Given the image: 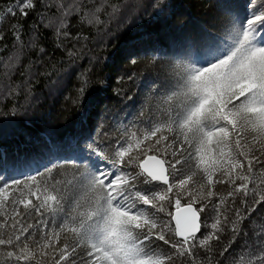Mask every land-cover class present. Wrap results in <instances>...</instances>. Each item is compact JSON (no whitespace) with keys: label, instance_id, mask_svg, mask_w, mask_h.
<instances>
[{"label":"snow or ice","instance_id":"obj_1","mask_svg":"<svg viewBox=\"0 0 264 264\" xmlns=\"http://www.w3.org/2000/svg\"><path fill=\"white\" fill-rule=\"evenodd\" d=\"M147 7L165 40L142 31L117 52L127 63L111 92L122 102L131 100L123 85L137 79L140 51L150 70L139 110L109 125L108 106L94 96L109 88L107 62L72 31L86 24L103 45L110 22L131 28ZM201 7L202 17L185 10L174 23L172 0L6 6L23 19L9 29L3 77L29 51L36 59L23 86L0 90L12 104L0 118V264H264V0ZM43 29L53 33L51 51L40 45ZM53 72L60 88L74 75L54 117L65 131L34 137L14 117L36 101L29 80Z\"/></svg>","mask_w":264,"mask_h":264},{"label":"trees","instance_id":"obj_2","mask_svg":"<svg viewBox=\"0 0 264 264\" xmlns=\"http://www.w3.org/2000/svg\"><path fill=\"white\" fill-rule=\"evenodd\" d=\"M15 0H0V32L5 33L8 39L0 42V61L6 59L9 55L12 54V39L10 34V27L12 24L17 23L22 20V17L17 16L13 19L11 16L5 14V9L8 4L14 3ZM89 3L100 4L103 3V0H87ZM115 2V0H112ZM206 0H172V3L177 6L176 11L177 15L172 17V21L175 23L178 20H182L183 13L185 10L190 12L193 16L203 15L204 9L201 7L202 3H205ZM153 9L147 7L141 15L143 16L142 20H135L132 22L131 28L118 25L115 22H110L108 24V35L105 38L104 44L95 43L92 39L95 36V30L86 24L82 27L77 25V27L72 31V35H75L76 31H80L82 35L89 36V41L87 42V50H90L89 56H94L100 58L102 61L107 62V66L104 67L103 75L109 82V88L103 92L94 94L95 99L99 101L100 105L108 106V119L106 123L109 125L113 124L114 118L117 116H123L125 112L132 113L139 110V106L142 102L144 89L142 88L143 76L146 72L150 70V66L147 63V56L143 51H140V54L135 57L138 61L137 66L132 71L138 73V77L135 81H129L123 85V90L131 97L130 101H121L119 97L113 96L111 88L117 87L116 76L120 75L126 65V61L122 60L117 52L128 45H130L136 36L142 31H148L156 34L159 39L163 42L165 36L160 29V26L155 22L151 21L149 17L151 16ZM101 20H105L104 15H100ZM32 17L30 16L26 23H31ZM72 23L75 25L77 21L72 20ZM43 36L40 40V45L52 50L54 47L53 33L51 30L43 29ZM27 36L24 37L27 40ZM73 42L68 43V47L72 46ZM8 45V51H4V45ZM79 47V44L76 45ZM61 56L59 51L56 52L55 59L58 60ZM36 55L34 51H29L25 57H22L21 62L16 66V68L11 71L10 76L5 79L2 74V66H0V90H6V85H16L20 84L23 86L24 77L21 76V73L25 71V65L29 63L30 60H35ZM55 62V60L53 61ZM78 63L81 67L86 66L88 63V57H85L82 60H79ZM63 63L57 64V69L64 68ZM45 68H39L34 66V71H45ZM131 74V73H129ZM62 75V74H61ZM57 81V74L55 72L49 78L43 76L34 75L29 83L32 87L33 96L36 98V101L31 107H27L26 111L19 112L14 119L17 121L18 125L34 137H41L46 135L48 131H51L54 135H62L65 131L62 121H57L54 119L57 111L60 109L61 105L64 103L63 96L68 95L69 89L73 87L74 75L72 80H64L63 87L60 88L55 82ZM79 86L78 84L76 85ZM20 103H23V93L21 91L19 97ZM12 106L10 101H3L0 99V118H3V113L8 108ZM75 111L73 108H69L68 115L69 117ZM11 118V117H10ZM129 118L131 116L129 115ZM23 138L21 137V140ZM19 143V141L10 142L9 147ZM186 167V166H185ZM217 188H214L213 191H216ZM220 190H223L221 187ZM175 207H172L170 210L173 212ZM211 221H209V224ZM256 223V227H258ZM23 264V262H21Z\"/></svg>","mask_w":264,"mask_h":264},{"label":"water","instance_id":"obj_3","mask_svg":"<svg viewBox=\"0 0 264 264\" xmlns=\"http://www.w3.org/2000/svg\"><path fill=\"white\" fill-rule=\"evenodd\" d=\"M182 206H183V205H182ZM176 212H177V209L175 208L174 211H173V213L175 214Z\"/></svg>","mask_w":264,"mask_h":264}]
</instances>
